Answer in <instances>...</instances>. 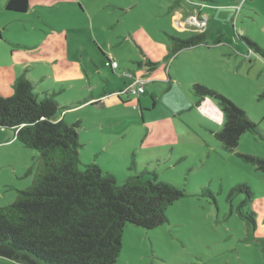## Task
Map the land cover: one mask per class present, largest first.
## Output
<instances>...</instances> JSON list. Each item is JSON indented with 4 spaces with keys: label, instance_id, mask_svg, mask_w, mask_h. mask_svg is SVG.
I'll list each match as a JSON object with an SVG mask.
<instances>
[{
    "label": "rangeland",
    "instance_id": "374dc122",
    "mask_svg": "<svg viewBox=\"0 0 264 264\" xmlns=\"http://www.w3.org/2000/svg\"><path fill=\"white\" fill-rule=\"evenodd\" d=\"M5 1L0 0V65L15 63L38 80L54 69L33 56L48 54L58 56L56 63H71L74 75H81L61 95L78 102L64 121L81 123V160L117 181L153 172L186 194L167 208L168 223L153 230L127 226L115 264H264V173L237 156L264 159V0H34L18 15L5 12ZM177 15L182 20L175 25ZM192 31H206L210 47L183 50L168 63L152 59L163 77L153 84L147 75L145 92L132 97L140 98L146 110L153 108L143 120L130 103L98 110L83 102L108 76L103 59L119 66L113 69L114 83L129 74L126 66L144 62L141 51L148 55L151 46L168 50L169 36L190 37ZM191 79L243 110L263 138L245 133L234 152L222 150L213 134L222 128L223 115L210 98L196 105ZM11 95L0 73V96ZM105 115L114 116L116 124ZM10 136L0 130V207L30 186L33 175L26 173L36 167V152ZM240 184L251 193L246 205L243 193L228 197ZM204 190L213 193L215 202ZM238 211L253 214V230ZM0 264L18 263L0 257Z\"/></svg>",
    "mask_w": 264,
    "mask_h": 264
},
{
    "label": "trees",
    "instance_id": "16d2710c",
    "mask_svg": "<svg viewBox=\"0 0 264 264\" xmlns=\"http://www.w3.org/2000/svg\"><path fill=\"white\" fill-rule=\"evenodd\" d=\"M29 3L6 0L4 10L23 14ZM169 39L165 62L183 50L207 46L206 31ZM141 65L152 72L158 64L147 60L137 64ZM35 88L23 74L15 79L11 96H0V129L10 131L21 147L37 154L36 167L30 166L26 173L33 175L30 186L18 191L11 204L0 207V257L18 264H115L127 226L153 230L168 223L167 208L186 194L153 172L146 173L147 178L141 174L117 181L98 165L85 164L79 153L81 123L64 121L76 104H61L55 95L39 94ZM191 90L197 106L205 98L217 102L224 123L213 135L222 150L234 152L245 133L263 138L258 126L230 100L201 84H193ZM237 156L264 173V159ZM203 193L215 202L211 191ZM235 193L245 195L242 205L250 202L245 185L236 186L228 197ZM237 214L251 230L255 228L252 213Z\"/></svg>",
    "mask_w": 264,
    "mask_h": 264
},
{
    "label": "crops",
    "instance_id": "0c3cea01",
    "mask_svg": "<svg viewBox=\"0 0 264 264\" xmlns=\"http://www.w3.org/2000/svg\"><path fill=\"white\" fill-rule=\"evenodd\" d=\"M33 1L34 0H30L29 8H31L33 6ZM169 10H172V8H170ZM169 10H168V12H169ZM5 12L8 14H15L12 12H7V11H5ZM23 14H25V13H23ZM179 20H182L181 16L177 15L175 17V20H174L175 25H177V21H179ZM188 20H189V18H186L183 21V23H186ZM194 34H196V33L193 32L192 35H194ZM178 37H181V36H178ZM181 38H188V37H181ZM205 44H206V41H205ZM213 45L215 46L217 44H213ZM200 46H203V45H200ZM200 46H198V47H200ZM198 47H195V48H198ZM205 47L209 48L210 46H205ZM195 48H191V49H195ZM167 51H168L167 48H164L161 46H156L155 48H152V46H151L150 49L148 50V53H149L148 55H146L142 51H141V55L144 58V62L147 60L150 62H153L152 59L156 58V57H158L160 59L159 61L165 62L163 59H164ZM29 57H32V56L29 55ZM102 57H103V55H102ZM33 59H39V60H37V62L43 61L46 64H48L50 68L54 69V74L53 75H45L44 77L39 78L38 80H33V78L30 77L31 70L29 71L25 66H24V68H26L27 70L20 72L15 63L12 66L8 65L7 63H3L0 65V73L2 74L3 80L9 82L11 85V88H12V85H13L15 79L24 74L29 80H31L33 83L36 84L35 90L37 91V93H39V94L46 93L49 95L53 94V95H55V99L59 103H61V104H76V107H77L78 102H76L75 100H64L61 98V95L63 94L64 89H66V87L76 85V82L78 80H81L80 73H78L76 76L74 75V73L76 72L74 69L75 66L72 65L71 63L65 62V61L63 63H56L58 56L53 57V56L48 55V54L35 55V56H33ZM103 61H104V67L106 68L105 63L107 61V58H105V60L103 59ZM29 62L30 61L28 60V62L22 61L20 63L25 65V64H28ZM144 62H142L140 60L133 62L135 68H133V67L131 68V67L126 66V68L124 70L125 73L132 74L133 76L136 75V77L141 78V79H143V78L145 79L147 77V75H149L148 78L150 79V82L153 84L155 83L156 77H160V78L163 77L162 76L163 72L161 70L158 71L160 73V75L156 74L157 68L152 72H147L146 67H144L143 65H141L140 67L137 66L138 63L143 64ZM92 63H93V68L97 69L98 67H96L95 63L94 62H92ZM118 67L119 66H117V68ZM107 69L109 71L108 76H107V78H103L100 80L98 92L95 93V92L90 91L89 98L84 100L83 102L87 103L92 108H97L98 110H104V107L106 105L107 106H113V107L125 108V107H128V103H130V105H133V106L136 105L137 106V108L140 110V112L138 114L139 119L143 120V115H144L143 113L147 112L148 110H151L153 108L146 110L147 106L146 105L144 106L141 104L140 98H137V101H135L132 97H128V96L124 95V96H121L119 99L116 96V93L119 92L120 90H122L127 85V83L129 82V79L127 77H125V75L124 76L121 75L113 83L111 80V77L113 75V71L111 69H109V67H107ZM82 71H83V69H82ZM166 77H167V80L171 81L170 76L168 75V72H166ZM193 84H200V83L191 79L189 82V87H192ZM144 92H145V90H144ZM112 95L116 96L115 97L116 100H114L112 98ZM136 106H135V108H133V110L137 109ZM120 116L123 117V115H120ZM113 117L105 115L103 118L106 121H108L109 124L110 123L116 124V122L114 121L115 118H113ZM5 131L11 134V136H10L11 138L15 139L13 134L10 131H7V130H5ZM78 136H79V133H78ZM93 157L96 158V156H93Z\"/></svg>",
    "mask_w": 264,
    "mask_h": 264
},
{
    "label": "built area",
    "instance_id": "2783aa9c",
    "mask_svg": "<svg viewBox=\"0 0 264 264\" xmlns=\"http://www.w3.org/2000/svg\"><path fill=\"white\" fill-rule=\"evenodd\" d=\"M106 67H109L111 69H117V64L115 62L106 63ZM129 80V83L122 89L120 90L117 94L120 96H138L139 94H142L144 92L143 84L144 81L141 78H132L131 75L126 74L125 75Z\"/></svg>",
    "mask_w": 264,
    "mask_h": 264
},
{
    "label": "flooded vegetation",
    "instance_id": "af4514ba",
    "mask_svg": "<svg viewBox=\"0 0 264 264\" xmlns=\"http://www.w3.org/2000/svg\"><path fill=\"white\" fill-rule=\"evenodd\" d=\"M134 77H135V76H132V78H134ZM136 78H137V77H136ZM129 80H130V79H129ZM128 83H129V82H128ZM128 83H127V84H128ZM117 93H118V92H117ZM117 93H116V94H117Z\"/></svg>",
    "mask_w": 264,
    "mask_h": 264
}]
</instances>
